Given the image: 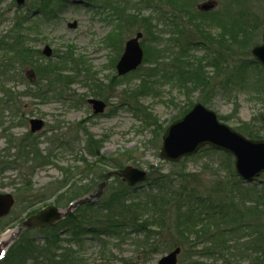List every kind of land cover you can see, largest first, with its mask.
Returning <instances> with one entry per match:
<instances>
[{
  "label": "rangeland",
  "instance_id": "374dc122",
  "mask_svg": "<svg viewBox=\"0 0 264 264\" xmlns=\"http://www.w3.org/2000/svg\"><path fill=\"white\" fill-rule=\"evenodd\" d=\"M41 1L28 0L18 5L16 0H0V61L6 58L4 51L7 50L3 48L13 38L19 39L17 46L26 51L25 57L28 55L30 62L33 60L32 63L14 62L22 71V74L16 73L14 79L0 71V193H12L16 198L12 212L5 218L12 225L0 234L1 238L7 231L16 230L8 247L2 251L5 254L25 233L26 227L20 229L30 211L53 203L54 196L61 191L56 188H61L65 181L68 188L70 183L83 177L76 167L83 164V158L94 160L87 153L86 140L91 139L94 150L100 145L103 154L123 167L133 165L148 172L166 174L175 169V163L160 157L164 131L183 116H180L181 112L189 105L199 102L201 96L209 97L206 105L219 116L226 117L224 122L233 128L238 121H250L264 113V96L256 85L263 81V76L257 65L250 64L234 74V64L229 59L228 66L226 64L223 72L216 75L213 67H206L203 47L180 53L189 39L208 41V36L216 37L219 33V28L210 27V21L198 14V3L203 0L195 6L188 0H65L60 10H57L56 0H49L47 13L33 9V4ZM217 1L216 10H220L223 1ZM176 7H185L190 12L185 14L186 11L182 10L178 17H173L179 12ZM244 8L264 20V0H245ZM146 18H153L152 32L156 33V37L145 42L147 59L137 70L120 76L116 64L125 42L145 26ZM172 20L184 25L190 34H181L180 37L179 33H173L176 27ZM74 21L76 27L68 26ZM263 32L264 23L254 35L255 44L261 43ZM158 34L162 35V40ZM167 44L171 47L168 48ZM211 44L220 46L215 40ZM255 44L250 48H233L231 54L253 59L251 49ZM47 45L52 49L50 57L42 53ZM163 47L172 54L163 51ZM172 55L181 56L183 63L175 65ZM199 62L213 77V86L206 92H201L200 87L194 89L190 82L183 85L178 81L180 71L189 70ZM39 63L57 70L64 68L63 75L77 81L66 90L57 88L56 81L50 83L51 86L43 84L41 88L45 92L39 97L37 94L43 90L38 91V76L34 69ZM245 74L248 79L243 83L241 78ZM63 93L65 99L55 98ZM89 98L103 100L105 113L94 114L87 102ZM137 110H143L149 119ZM32 118L44 121L41 130H31ZM261 134L264 139V127ZM29 141L39 146V155L34 160L24 155L29 149ZM219 157L211 151L199 152L184 158L181 167L188 172L193 184L198 183L208 192L216 177L229 179L225 167L217 164ZM85 182L83 179L80 184ZM263 182L264 173L253 182L246 181V185L261 186ZM146 187L147 181L138 188ZM103 190L99 188L100 192ZM97 192L98 187L80 199L94 198ZM47 232L36 233L39 243L44 242ZM61 234L64 238L65 231ZM141 237L134 233L120 237L89 236L81 249L73 243L72 248L78 249L76 254L86 264H157L169 252L142 246L139 243ZM167 238L163 236L160 240L165 242ZM197 249L201 250L202 246ZM184 253L181 250L178 264H187L189 257L185 255L184 258ZM192 259L202 264L224 263L216 256ZM240 261L249 264V258Z\"/></svg>",
  "mask_w": 264,
  "mask_h": 264
},
{
  "label": "trees",
  "instance_id": "16d2710c",
  "mask_svg": "<svg viewBox=\"0 0 264 264\" xmlns=\"http://www.w3.org/2000/svg\"><path fill=\"white\" fill-rule=\"evenodd\" d=\"M188 1L194 3L195 6L201 0ZM222 1L223 8L220 10L211 12L197 10L203 19L210 21V27L219 28L218 35L216 37L208 36L210 38L208 41L202 38L200 40L189 39L180 53H187L188 50L195 47H203L206 52L203 57V60L207 61L206 67L208 65L213 67L216 75L223 72V67L225 68L226 64L228 66L229 59L233 61L234 74L249 67L250 64L257 65L261 69L259 73H262L263 81L256 85L264 96V68L252 59L237 58L231 54L233 48H250L257 43L254 35L263 25L264 20L244 8L245 0ZM56 2L57 10H60L64 0H56ZM34 7L38 11L47 13L49 0H42ZM176 9L179 12L178 14L174 13L173 17H178L182 10L186 11L185 14L190 12L185 7H176ZM157 11H159V7ZM152 17L156 18L157 16L153 15ZM188 18H190L189 15ZM152 20L153 18L144 19L146 24L139 29V31L142 29L144 33L142 46L146 56L148 49L145 42L149 38L152 39L153 36L156 37V33L152 32ZM172 23L176 27L173 33H179L180 37L181 34H190L186 31L187 28H183L184 25L178 24L174 20ZM193 36L194 34H192ZM161 37L162 35L158 34L160 40H162ZM14 39L6 43L7 45L3 48L7 50L4 51L6 58L0 61L2 75L5 76L8 73L10 79H14L16 73L22 74L21 67L19 65L16 67L14 62H33V60L30 62V56L25 57L26 51L23 47L17 46L19 39ZM214 40L220 46L212 45ZM167 46L171 47L169 44ZM164 49L166 50L165 47H163V51ZM168 51L172 54L170 50H166V52ZM146 59L147 57H145V61ZM171 59L175 65L183 63V58L179 55H172ZM20 64L22 65V63ZM34 69L38 76L36 82L39 87L38 91L43 90L41 85L51 86L50 83L54 81L60 90L70 89L71 84L77 81L63 75L64 68L57 70L39 63V65H34ZM179 73L180 84L185 85L190 82L194 89L200 87L201 92H206L212 85L213 77L204 71L201 62L196 63L189 70L186 69ZM232 76L235 78V75ZM247 79L248 74H245L241 81L245 83ZM224 83L222 87L225 88ZM248 83L252 84V81H248ZM50 89L55 91V88ZM44 92L45 90L37 95L42 97ZM55 98L62 100L66 96L63 93ZM198 101L208 104L209 97L201 96ZM192 106V104L189 105L186 110L181 112L180 116L190 110ZM137 112H140L145 119H149L143 110H137ZM220 119L224 121L227 118L220 116ZM263 127L264 113L261 117H254L250 121H238L235 128L249 138L260 139L263 138L261 134ZM27 144L29 149L25 150L24 155H28L31 160H34L39 155V146L32 141ZM86 145L87 153L94 157V160L83 158V164L76 167L83 177L70 183L68 188L65 187L67 181L61 185V188H56L61 191H57L53 203L60 207H67L77 198L93 192L106 179L110 168L123 167L118 161L111 160L109 156L103 154L99 149L100 145L99 148L97 145V149L94 150L91 139L86 140ZM210 151L220 155L217 164L223 165L229 176V179L216 177L209 185L210 191L206 192L199 187L200 185L198 186V183L196 185L191 182L193 180L188 172L184 167H181L184 165V161L173 164L175 169L172 172L166 174L160 171L151 172L147 179V187L142 189L130 187L121 178L114 176L111 182H107L103 196L99 200L78 206L71 215L53 227L26 229L23 236L11 246L5 257L0 260V264H86L76 254L78 249H73L72 243L81 249L84 240L89 236L94 238H100L103 235L120 237L131 233L142 235L139 238V243L146 248L151 247L153 251L159 249L170 251L180 246L185 252L184 258L185 255L189 257L187 264H202L192 259L200 256H216L223 260V264H243L240 260L244 258H249V264H264V182L261 186L246 185V182L236 175L233 157L230 154L214 150L211 147L201 150V152ZM91 174H94L93 177L90 176ZM83 179H86L87 182L80 184ZM38 202L40 201H36V203ZM37 211L38 209H33L29 215ZM5 218L0 220V234L12 225V222ZM46 230L48 232L44 242L39 243V236L36 233H43ZM62 231H65L64 238L61 236ZM163 236L168 237L167 241L160 240ZM199 246H202L201 250L197 249ZM261 251L263 256H261ZM252 254L255 256H251Z\"/></svg>",
  "mask_w": 264,
  "mask_h": 264
},
{
  "label": "water",
  "instance_id": "95a60500",
  "mask_svg": "<svg viewBox=\"0 0 264 264\" xmlns=\"http://www.w3.org/2000/svg\"><path fill=\"white\" fill-rule=\"evenodd\" d=\"M26 0H17L22 5ZM216 6L215 0H207L199 4L202 10H211ZM70 27H76L77 22L69 23ZM142 32L126 42L125 50L117 63L119 75H124L138 66L144 60V50L140 44ZM253 57L264 66V33L261 44L255 45L252 50ZM43 53L52 56V49L47 45ZM94 113L105 111L106 103L97 98H90ZM31 130L39 131L44 126L40 118L30 120ZM160 157L170 162H178L184 157L199 152L202 148L210 146L216 150H222L231 154L234 158V167L239 177L246 181H254L264 173V139H252L245 136L229 124L222 121L218 114L201 102H197L185 115L171 123L162 137ZM122 177L129 185L133 186L147 178L148 172L138 167L127 165L126 167L110 172ZM84 201V200H83ZM86 201V200H85ZM16 200L12 193H0V218L12 210ZM82 201L78 202L81 203ZM72 204L66 212L58 206L51 204L31 215L21 227L43 228L56 224L70 214ZM181 247H176L165 254L157 264H177ZM2 250H0V258Z\"/></svg>",
  "mask_w": 264,
  "mask_h": 264
},
{
  "label": "bare ground",
  "instance_id": "6f19581e",
  "mask_svg": "<svg viewBox=\"0 0 264 264\" xmlns=\"http://www.w3.org/2000/svg\"><path fill=\"white\" fill-rule=\"evenodd\" d=\"M16 233V230L7 231L1 238H0V250L5 251L9 245L10 238L12 235Z\"/></svg>",
  "mask_w": 264,
  "mask_h": 264
}]
</instances>
